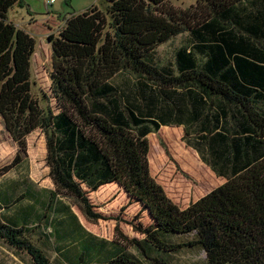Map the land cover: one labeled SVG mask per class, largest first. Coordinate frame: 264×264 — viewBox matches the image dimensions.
Returning a JSON list of instances; mask_svg holds the SVG:
<instances>
[{
	"label": "trees",
	"instance_id": "obj_1",
	"mask_svg": "<svg viewBox=\"0 0 264 264\" xmlns=\"http://www.w3.org/2000/svg\"><path fill=\"white\" fill-rule=\"evenodd\" d=\"M105 1L48 36L55 105L43 107L32 94L35 39L7 18L18 0H0V115L18 147L0 172L23 164L27 136L39 129L51 179L39 188L25 166L0 185V239L33 264L53 263L25 237L29 224L46 225L68 264H171L189 246L203 249L207 264H264V0H196L185 9ZM179 35L172 61L161 62L158 48ZM162 126H181L186 145L225 180L185 208L150 173L147 135ZM110 183L150 219L139 241L115 226L137 255L88 231L63 199L105 219L89 194Z\"/></svg>",
	"mask_w": 264,
	"mask_h": 264
},
{
	"label": "rangeland",
	"instance_id": "obj_2",
	"mask_svg": "<svg viewBox=\"0 0 264 264\" xmlns=\"http://www.w3.org/2000/svg\"><path fill=\"white\" fill-rule=\"evenodd\" d=\"M46 0H18L7 12L8 20L25 29L34 37L36 45L31 57L30 72L32 94L43 107H53L50 97V72L52 70V51L49 35L56 36L72 14L79 13L91 6L105 10V0H55L46 5ZM176 7L183 9L194 5L196 0H170ZM179 35L161 45L157 52L161 62L172 61L174 50L183 42ZM119 76H126L122 73ZM149 141L148 161L150 173L161 184L169 198L180 208L196 201L225 180L216 176L199 158L197 152L183 141V129L177 126H163L147 135ZM27 153L23 164L6 172H0V185L4 187L25 166L29 175L38 186H51L49 169L45 163V135L36 130L27 139ZM17 144L5 130L0 119V168L9 164L16 152ZM96 213L105 219L90 218L83 203L76 197L63 196L77 215L80 223L99 238L123 242L117 236L115 226L130 240L139 241L145 234L142 228L150 225L145 212H139L137 205H127L125 193L116 184H107L89 194ZM137 216V217H136ZM118 218V219H117ZM136 218V219H135ZM46 225L29 224L24 235L36 247L42 250L53 264H68L53 249V238L47 235ZM136 227L140 228L137 229ZM193 236H183L179 240H189ZM126 250L137 255L135 248L125 242ZM146 264H150L145 261ZM0 264H33L23 249L13 248L0 239ZM171 264H207L206 254L199 246L182 248L171 257Z\"/></svg>",
	"mask_w": 264,
	"mask_h": 264
},
{
	"label": "built area",
	"instance_id": "obj_3",
	"mask_svg": "<svg viewBox=\"0 0 264 264\" xmlns=\"http://www.w3.org/2000/svg\"><path fill=\"white\" fill-rule=\"evenodd\" d=\"M55 2V0H46L45 4L48 5H52Z\"/></svg>",
	"mask_w": 264,
	"mask_h": 264
},
{
	"label": "crops",
	"instance_id": "obj_4",
	"mask_svg": "<svg viewBox=\"0 0 264 264\" xmlns=\"http://www.w3.org/2000/svg\"><path fill=\"white\" fill-rule=\"evenodd\" d=\"M0 119H1V121H3V119H2V117H1V115H0ZM163 127V126H162ZM177 127H179V128H181V126H177ZM6 130V129H5ZM39 130V129H38ZM36 131V130H35ZM33 133V132H32ZM29 136V135H28ZM27 136V137H28ZM222 178V177H221ZM35 181V180H34ZM110 184H116V183H110ZM107 185V184H106ZM117 185V184H116ZM49 187H51V186H49Z\"/></svg>",
	"mask_w": 264,
	"mask_h": 264
}]
</instances>
